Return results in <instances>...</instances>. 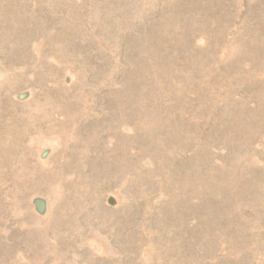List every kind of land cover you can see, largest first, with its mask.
I'll use <instances>...</instances> for the list:
<instances>
[{"label":"rangeland","instance_id":"374dc122","mask_svg":"<svg viewBox=\"0 0 264 264\" xmlns=\"http://www.w3.org/2000/svg\"><path fill=\"white\" fill-rule=\"evenodd\" d=\"M0 264H264V0H0Z\"/></svg>","mask_w":264,"mask_h":264}]
</instances>
